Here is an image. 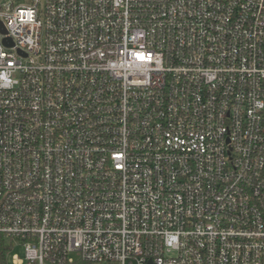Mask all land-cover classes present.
I'll return each instance as SVG.
<instances>
[{
  "label": "built area",
  "instance_id": "2783aa9c",
  "mask_svg": "<svg viewBox=\"0 0 264 264\" xmlns=\"http://www.w3.org/2000/svg\"><path fill=\"white\" fill-rule=\"evenodd\" d=\"M12 264H264V0L0 3V242Z\"/></svg>",
  "mask_w": 264,
  "mask_h": 264
},
{
  "label": "trees",
  "instance_id": "16d2710c",
  "mask_svg": "<svg viewBox=\"0 0 264 264\" xmlns=\"http://www.w3.org/2000/svg\"><path fill=\"white\" fill-rule=\"evenodd\" d=\"M15 247L12 241L2 237L0 242V264H12L10 261V255L14 252ZM73 264H88L84 260H78Z\"/></svg>",
  "mask_w": 264,
  "mask_h": 264
},
{
  "label": "rangeland",
  "instance_id": "374dc122",
  "mask_svg": "<svg viewBox=\"0 0 264 264\" xmlns=\"http://www.w3.org/2000/svg\"><path fill=\"white\" fill-rule=\"evenodd\" d=\"M10 2V1H15L16 2V0H0V3H3V2ZM18 2L19 3H21V4H27V3H30L31 2V0H18ZM13 254H18L19 256H23L24 255V248L23 247H21V246H19V247H17L15 250H14V252L10 255V261H11V263H12V255Z\"/></svg>",
  "mask_w": 264,
  "mask_h": 264
}]
</instances>
